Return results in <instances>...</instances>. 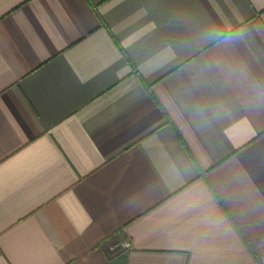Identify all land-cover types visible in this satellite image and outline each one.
I'll return each instance as SVG.
<instances>
[{
	"label": "crops",
	"instance_id": "1",
	"mask_svg": "<svg viewBox=\"0 0 264 264\" xmlns=\"http://www.w3.org/2000/svg\"><path fill=\"white\" fill-rule=\"evenodd\" d=\"M0 264H264V0H0Z\"/></svg>",
	"mask_w": 264,
	"mask_h": 264
},
{
	"label": "built area",
	"instance_id": "2",
	"mask_svg": "<svg viewBox=\"0 0 264 264\" xmlns=\"http://www.w3.org/2000/svg\"><path fill=\"white\" fill-rule=\"evenodd\" d=\"M122 246L125 247V248H130V247H131L129 241H124V242L122 243Z\"/></svg>",
	"mask_w": 264,
	"mask_h": 264
}]
</instances>
